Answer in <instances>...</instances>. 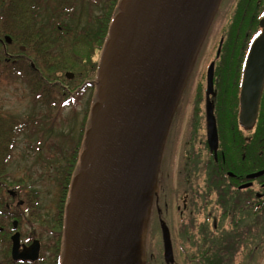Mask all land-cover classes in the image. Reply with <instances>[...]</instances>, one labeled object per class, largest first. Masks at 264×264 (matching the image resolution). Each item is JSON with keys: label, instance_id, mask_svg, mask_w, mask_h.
Returning <instances> with one entry per match:
<instances>
[{"label": "flooded vegetation", "instance_id": "flooded-vegetation-1", "mask_svg": "<svg viewBox=\"0 0 264 264\" xmlns=\"http://www.w3.org/2000/svg\"><path fill=\"white\" fill-rule=\"evenodd\" d=\"M76 1L46 6L41 26L42 71L55 63L53 59L66 60L68 56L61 68L67 69L65 73L55 75L61 80L50 82L63 90L56 99L66 96L69 103L64 108H77L91 93V117L92 106L99 99L102 58L115 18L114 0H90L93 14L94 7H100L90 31L78 24L73 30ZM19 48L26 51L24 45ZM43 75V94L33 100L34 106L46 107V72ZM38 82L30 85L33 91ZM44 114L13 121L0 115L2 163L7 166L11 162L21 132H34L44 125ZM37 148L46 150V146ZM43 155L46 157V151ZM7 178L6 170L0 168V264H63L71 185L69 189L62 186L50 228L46 225V198L21 181L10 185ZM175 186L180 219L173 234L164 218L168 206L163 205ZM262 215L264 0H221L166 138L144 239L145 264H264V229H259ZM164 225L170 232L172 256L166 255Z\"/></svg>", "mask_w": 264, "mask_h": 264}, {"label": "water", "instance_id": "water-1", "mask_svg": "<svg viewBox=\"0 0 264 264\" xmlns=\"http://www.w3.org/2000/svg\"><path fill=\"white\" fill-rule=\"evenodd\" d=\"M220 3L121 0L71 184L63 264H145L166 138Z\"/></svg>", "mask_w": 264, "mask_h": 264}, {"label": "rangeland", "instance_id": "rangeland-1", "mask_svg": "<svg viewBox=\"0 0 264 264\" xmlns=\"http://www.w3.org/2000/svg\"><path fill=\"white\" fill-rule=\"evenodd\" d=\"M61 1L62 0H43L39 4V11L36 14V21L39 23V28L43 30L41 26H43V22L46 18V6H51L54 3L52 8H55ZM99 1L106 2L107 0ZM88 3H90V0L76 1L77 9L75 17L71 20L72 24L75 25L73 26L74 31L79 28L78 25L80 27H86L83 28L85 30L89 29L87 31L92 30L89 26L94 24L95 19L93 18L99 14L100 7H94L93 14L92 9L90 8L91 6ZM90 20L91 22H89ZM6 35L8 34H2L1 32L0 39L2 40H0V42L5 46L7 44H12V50L17 51V43L14 42L12 37L11 42L6 41ZM16 54L21 53L18 52ZM23 54L30 58L34 57L33 54ZM31 63L34 68L38 69L34 61H31ZM53 65V67H47L46 70L43 71V74L46 72V77H50L52 73H56L55 75H57L56 71H59L62 74L67 70L61 69L56 63ZM76 67L77 66L73 69L78 71L79 68ZM42 68L44 70V67ZM56 77L57 79L55 80H61L60 77ZM34 83H39L38 79L27 80L24 75L19 73L9 80L5 78V75L0 76V115H7V118L13 121L16 119L21 120L31 115H45L44 111L46 112V121H44V125L42 124L41 127L35 128L34 132H28L26 130L25 132L20 133L17 143L18 145L14 150L11 162L6 167L0 168L6 170L8 175L7 179L10 182V185L13 186L21 181L31 188V190H38L42 198H46V220H49L46 225L53 228L55 206L61 201L62 186H66V189H69L75 173L79 171L77 161H73V153L75 147H78L84 142L85 132L90 123L88 111H90L91 105H89L90 103H88V101L91 93H87L86 96L79 101L77 108H64L63 106L55 107L50 110L42 104L34 106L33 100L36 98V95L34 94L35 91L30 88V85ZM55 84L57 85L58 83ZM3 140L5 141L4 136ZM38 146H43V148L46 146V150L43 149V151L40 152L38 151ZM2 151H4L3 144L0 145V155ZM45 151L46 157L43 155ZM43 157H45L46 160ZM1 158L2 157H0V160ZM71 160L72 163L70 162ZM69 163L74 165L72 170V165ZM67 192L68 191H66V194ZM175 194L176 186L172 189L171 198L166 199L165 204L167 203V205H163V208L168 206L164 218L168 219L167 221L173 229V234L174 230L177 229L176 225L180 219L179 212L176 209V202L178 203V200L174 199ZM180 202L181 200L179 203ZM262 222H264V215L259 217V229H264V223L261 225ZM259 253L261 254V252ZM257 261L261 262V258ZM237 264L240 263L237 262Z\"/></svg>", "mask_w": 264, "mask_h": 264}, {"label": "trees", "instance_id": "trees-1", "mask_svg": "<svg viewBox=\"0 0 264 264\" xmlns=\"http://www.w3.org/2000/svg\"><path fill=\"white\" fill-rule=\"evenodd\" d=\"M42 1L43 0H0V34L2 32V34L10 35L14 42L17 43L16 45H18L17 51H14L12 50V44H7L5 46L0 42V76L5 75V78L9 80L19 73L24 75L27 80L38 79L40 84H38L37 87H34L36 99H40L43 94L42 85L44 78L42 71L44 64L43 30L38 27L36 21V14L38 13L40 6L39 4ZM120 1L121 0H114L115 14L118 12ZM19 45L26 46V52H23L19 48ZM18 52L33 54L34 57L18 56L16 54ZM16 58L17 60L14 61ZM67 59L68 56L66 57V60L63 58L53 60L58 67L62 68V66L67 64ZM31 61L35 62L38 69L31 66ZM53 66L54 65L50 66V68ZM56 72L58 73L59 71ZM55 74L56 73H52L50 77H46V107L50 110L55 107H63L69 103V101H66L65 99L66 96L61 99H56V97L62 95L63 90L59 85L50 83L57 79V77L53 78ZM83 147V143L78 147H75L73 161H77L78 164ZM2 161L3 160L0 161V167H6V163H2ZM70 162L72 163V160ZM72 167H74L73 164L71 170Z\"/></svg>", "mask_w": 264, "mask_h": 264}, {"label": "bare ground", "instance_id": "bare-ground-1", "mask_svg": "<svg viewBox=\"0 0 264 264\" xmlns=\"http://www.w3.org/2000/svg\"><path fill=\"white\" fill-rule=\"evenodd\" d=\"M150 221H151V220H150ZM150 221H149V223H148V227L150 226V223H151Z\"/></svg>", "mask_w": 264, "mask_h": 264}]
</instances>
